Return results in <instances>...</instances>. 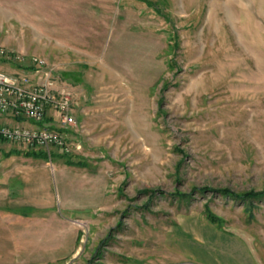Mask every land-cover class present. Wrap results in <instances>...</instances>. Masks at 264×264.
I'll return each instance as SVG.
<instances>
[{
  "label": "rangeland",
  "instance_id": "obj_1",
  "mask_svg": "<svg viewBox=\"0 0 264 264\" xmlns=\"http://www.w3.org/2000/svg\"><path fill=\"white\" fill-rule=\"evenodd\" d=\"M0 47L6 72L53 66L80 142H0V173L69 170L0 264H258L264 198L221 190L264 192V0H0Z\"/></svg>",
  "mask_w": 264,
  "mask_h": 264
},
{
  "label": "built area",
  "instance_id": "obj_2",
  "mask_svg": "<svg viewBox=\"0 0 264 264\" xmlns=\"http://www.w3.org/2000/svg\"><path fill=\"white\" fill-rule=\"evenodd\" d=\"M5 55L0 47V58ZM30 61L29 68L18 67L13 72L0 69V142L45 151L49 159L50 147L64 153L72 145L80 148L79 141L68 139L69 127L76 125V103L69 87L58 85L55 69L45 59L32 56ZM51 111L58 119L55 127L47 120L54 115ZM25 120L29 125L23 123Z\"/></svg>",
  "mask_w": 264,
  "mask_h": 264
},
{
  "label": "crops",
  "instance_id": "obj_3",
  "mask_svg": "<svg viewBox=\"0 0 264 264\" xmlns=\"http://www.w3.org/2000/svg\"><path fill=\"white\" fill-rule=\"evenodd\" d=\"M23 164V163H22ZM24 167H20L14 171H5L0 173V236L4 232L7 250L5 253H0V259L7 255L9 250L16 251L14 232L7 227V223L18 218H28L36 214L40 209L47 208L44 201L48 190L53 188L54 180L60 177L63 181L62 174H66L69 170L58 167V169L48 168L46 165H34L31 161H27ZM3 179V180H2ZM63 184L65 185L64 181ZM45 193V195L43 194ZM44 207V208H43ZM17 220V219H16ZM11 229V230H10ZM17 234V232H16ZM222 237V233H218ZM230 237V236H226ZM194 243V241L192 242ZM12 252V251H11ZM13 253V252H12ZM199 257L205 262L217 263L216 259L198 252ZM243 261L236 260L233 256H229V264H255L254 260L242 251ZM262 253V252H261ZM258 252V264H264V255ZM250 259H249V258Z\"/></svg>",
  "mask_w": 264,
  "mask_h": 264
},
{
  "label": "trees",
  "instance_id": "obj_4",
  "mask_svg": "<svg viewBox=\"0 0 264 264\" xmlns=\"http://www.w3.org/2000/svg\"><path fill=\"white\" fill-rule=\"evenodd\" d=\"M0 60H5L4 59V56L0 58ZM15 62V61H14ZM15 66L18 68L21 67L22 65L20 64H15ZM27 68L29 67H32L31 65H28V66H25ZM52 119V117H48L47 120L50 121ZM20 152V150H18ZM24 153L26 154H33V155H42V153H38L36 151H32V150H28V151H25ZM66 156V164L67 165H76V166H80V165H83L82 163H80L79 161L77 162H74L72 160H70L72 158V155H64ZM221 193H230V195L234 196V197H239L241 199H256V198H264V192L263 191H260V192H254V191H250V192H245V193H241V194H237V193H232V192H226V191H222L221 190ZM206 216L208 217V219L211 221V222H217L216 220V217L210 212H206Z\"/></svg>",
  "mask_w": 264,
  "mask_h": 264
}]
</instances>
